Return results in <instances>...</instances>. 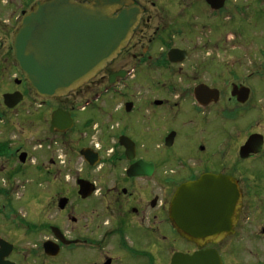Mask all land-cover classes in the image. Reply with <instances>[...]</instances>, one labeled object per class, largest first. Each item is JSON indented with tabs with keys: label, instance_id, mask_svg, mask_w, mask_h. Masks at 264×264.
I'll use <instances>...</instances> for the list:
<instances>
[{
	"label": "flooded vegetation",
	"instance_id": "flooded-vegetation-1",
	"mask_svg": "<svg viewBox=\"0 0 264 264\" xmlns=\"http://www.w3.org/2000/svg\"><path fill=\"white\" fill-rule=\"evenodd\" d=\"M45 1L0 0V71L6 74L13 64L16 73L12 80L15 87L0 91V97L4 104L6 94H23L15 109L2 104L8 111L22 108L32 90L15 60L14 37L24 17ZM75 1L93 6L97 0ZM124 2L112 12L114 16L132 9H138L140 16L119 54L67 96H36L51 136L47 138L51 141L48 149L57 145L63 153L53 150L47 168L41 159L36 164L52 181L49 201L55 198L47 206L39 198L46 208L41 212H57L56 223L41 228L26 222L21 212L0 210V216L5 214L4 222L10 216L17 217L12 223L20 231L27 228L29 233L40 234L48 230L49 237L33 251L48 264H70L73 257H81L82 264H172L176 254L217 250L225 243L232 251L234 244L229 241L241 229L248 231L250 216L264 214V176L256 170L264 168V44L256 43L259 34L250 36L245 31L246 24L262 19L264 0ZM135 85L150 88L149 94L154 96L131 97L128 90ZM143 100L145 128L141 127V113L136 112ZM103 107L109 112L104 114ZM89 110L98 115L78 116ZM57 111H62L66 120L62 118L52 129ZM191 127L206 133L185 132ZM155 128L160 137L154 150L140 142L151 137L148 134ZM221 130L226 132L225 146L220 147L222 151L226 147L225 165L218 160L214 144ZM183 137L185 152L178 149ZM9 147L8 139H0L4 161L12 154ZM16 155L21 164H27L30 155L23 148ZM64 169L67 175L60 178ZM18 174L21 176V168ZM204 175L233 178L242 202L235 234L202 247L179 233L171 217V204L179 187ZM81 192L88 196L83 198ZM0 196L9 200L6 190H1ZM63 199L67 203L61 208ZM49 215L45 219L49 220ZM256 236L264 239V226ZM2 242L12 249L5 250L8 256L1 258L0 264H22L15 254L22 258L25 252L3 238L0 250ZM47 243L53 246L55 256L47 255ZM65 253L73 255L66 259ZM248 264H264V260Z\"/></svg>",
	"mask_w": 264,
	"mask_h": 264
},
{
	"label": "water",
	"instance_id": "water-1",
	"mask_svg": "<svg viewBox=\"0 0 264 264\" xmlns=\"http://www.w3.org/2000/svg\"><path fill=\"white\" fill-rule=\"evenodd\" d=\"M124 1L97 0L93 6H86L75 0H48L38 3L24 17L14 37L15 59L38 97L67 96L119 54L140 16L138 9L114 16L112 12L120 3L126 4ZM22 101L20 92L4 96L9 109ZM62 113H54L52 129L62 118L66 120ZM124 140L130 142L128 138ZM124 145L129 154L128 143ZM81 195L88 196L82 192ZM241 202L233 178L204 175L197 182L179 187L171 204V217L184 238L204 247L235 234ZM66 203L63 199L61 208ZM11 249V245L2 242L0 259L8 256L5 250ZM45 250L49 256L57 254L50 243ZM172 264H223V260L217 250L203 249L193 255L176 254Z\"/></svg>",
	"mask_w": 264,
	"mask_h": 264
},
{
	"label": "rangeland",
	"instance_id": "rangeland-1",
	"mask_svg": "<svg viewBox=\"0 0 264 264\" xmlns=\"http://www.w3.org/2000/svg\"><path fill=\"white\" fill-rule=\"evenodd\" d=\"M2 11L3 10L0 8V13ZM245 31L250 34V36L259 34L256 36L255 41L259 45H261V43L264 44V15L259 22L246 24ZM261 37L263 39L260 40L259 38ZM10 65L11 67L6 74H2L3 72L0 71V91L3 90L2 92H7L11 88L15 87L12 80L16 78V73L13 70V64ZM1 82L3 84H1ZM149 89L150 88L142 85H135L129 88L128 94L131 97L133 96L138 99H144L147 97L152 98L154 95L149 94L151 91H149ZM2 92H0V94ZM2 104L1 96L0 116L2 119L0 120V139L9 140V148L12 154L5 161L0 158V191L6 190L9 199L6 200L0 196V210L4 205L6 206V204H8L5 207V212L8 214H12L10 212H17L20 214L21 212V218H23L26 222H29V224L37 225L41 228H44L43 226H46V224H55V215L57 212H41L42 209H46L45 205L47 206L48 202L50 204L55 202L54 197H52L51 201H49L51 191L48 186L52 181L49 177L37 169L36 164L41 159L44 163V167H49L50 159H52L51 157H54L51 152L53 150H59V153L63 154L61 151L62 148L55 145L51 147L50 150L48 149V145H50L49 143H51V141L47 140V138H50L51 136L48 132L47 124L43 121L44 119L42 115H40V101L36 98V95L32 90L28 92V100L22 108L20 106L15 111H8L3 107L4 104ZM47 106L49 107L50 104ZM138 108L139 109L136 112L141 113V127L145 128L146 111L144 100L143 103L138 105ZM102 110L104 114L109 112V108L106 107H103ZM44 112L46 111L44 110L42 114H44ZM94 115L97 116V112L89 110L87 112L80 113L78 116L81 119H85ZM21 118H23V121H21ZM186 130L187 132L189 131L191 135H195L196 133L204 135L206 133L203 132L202 129H195L194 127L186 128L185 132ZM148 135L151 137L145 138V140L141 139L142 142L140 143L144 146L152 145L155 150L160 133L155 128L154 133ZM184 138L185 137L182 138L183 142H181L178 147V149L180 148L183 152L187 150V144ZM215 138L216 140L214 141V144L216 153L218 154V160L224 163L228 159V155L224 152L226 147H224L223 151L220 147L222 145L225 146L226 132L224 133L222 130L217 132ZM21 148H23V150L30 155L26 165L21 164L18 159L19 155H16L17 150ZM39 150H42V152L46 151L41 158L40 154L42 152ZM208 150L213 151L212 146H209ZM190 165H194L193 162H191ZM76 166L78 169L81 168L80 165ZM20 168L21 176L18 174V170ZM70 169H72V166ZM256 170L257 172H261V175L264 176V168ZM64 175H67L65 169L60 178H63ZM73 176L75 175L73 174ZM60 188L61 187H59V189ZM63 188L66 189L65 186H63ZM39 198L43 199L45 205L43 204V201L40 203ZM42 214L44 217L41 216ZM48 215L51 216L49 220L45 219ZM4 217L5 214L0 216V221L2 223L0 226V238L12 243L18 251L22 250L25 252V256L22 258L20 254H15V259H21L22 264H48V262H45L42 259V256L38 254L39 252L37 253V256L34 255L35 253L33 254V251H37L35 245H40L42 241L49 237L50 233L48 230L44 229V231L40 234L29 233L27 228L20 231L17 227H14V224L12 223V219L15 215H13V217L10 216L9 220L6 222H4L5 220L3 221ZM15 219L17 220V217H15ZM250 222L248 231L244 232L243 229H241L240 231L242 233L240 232L238 236L229 241L234 244L232 251L229 250L231 245H227L226 243L218 247L219 249L217 250L225 260L227 259L228 264H248L264 260V239L259 237L256 238L260 228L264 226V214H253L250 216ZM66 226V222H64L63 227ZM72 255L73 254L65 253L66 259H69ZM71 260L72 263L70 264H82L81 257H78L77 259L73 257Z\"/></svg>",
	"mask_w": 264,
	"mask_h": 264
}]
</instances>
